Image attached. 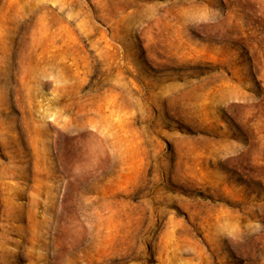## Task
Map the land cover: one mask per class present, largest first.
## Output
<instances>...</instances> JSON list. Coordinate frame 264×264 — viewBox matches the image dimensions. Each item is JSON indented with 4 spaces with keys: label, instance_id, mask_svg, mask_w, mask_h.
I'll list each match as a JSON object with an SVG mask.
<instances>
[{
    "label": "rangeland",
    "instance_id": "1",
    "mask_svg": "<svg viewBox=\"0 0 264 264\" xmlns=\"http://www.w3.org/2000/svg\"><path fill=\"white\" fill-rule=\"evenodd\" d=\"M0 264H264V0H0Z\"/></svg>",
    "mask_w": 264,
    "mask_h": 264
}]
</instances>
